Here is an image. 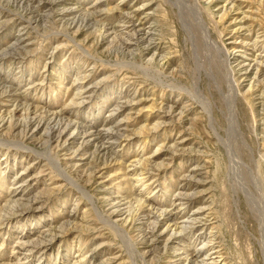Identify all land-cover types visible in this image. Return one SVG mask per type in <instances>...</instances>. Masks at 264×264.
Returning <instances> with one entry per match:
<instances>
[{"label": "rangeland", "instance_id": "1", "mask_svg": "<svg viewBox=\"0 0 264 264\" xmlns=\"http://www.w3.org/2000/svg\"><path fill=\"white\" fill-rule=\"evenodd\" d=\"M54 1L0 0V264H264V0Z\"/></svg>", "mask_w": 264, "mask_h": 264}, {"label": "bare ground", "instance_id": "2", "mask_svg": "<svg viewBox=\"0 0 264 264\" xmlns=\"http://www.w3.org/2000/svg\"><path fill=\"white\" fill-rule=\"evenodd\" d=\"M23 1V0H22ZM56 1V0H55ZM54 1V2H55ZM61 1V0H60ZM64 1V0H63ZM19 3V2H18ZM55 4L57 5V3L55 2ZM195 5L193 6V12H194V16H193V18H191L189 21H190V26L192 27V29H193V31L196 33V35H197V37H198V39H200V41L202 42V35L205 37V38H203L204 40H208V38L210 37V35H209V31H208V27L206 26V24H205V22L203 21V19H202V15H201V11H200V7H199V5H198V2H196L195 1V3H194ZM55 7V6H54ZM36 9V8H35ZM37 10H38V8H37ZM39 12V11H38ZM30 13V12H29ZM34 13V12H33ZM91 13V12H90ZM66 14V13H65ZM38 18V17H37ZM36 18V19H37ZM84 19V18H83ZM87 19V18H86ZM85 19V20H86ZM84 20V21H85ZM80 21V20H79ZM127 22H129V23H131V25H130V27H131V31H133L136 35L138 34V35H140L139 37L141 38V39H145V38H143V33H142V31H143V24H142V22H140L139 24H137V23H132L131 21H127ZM122 23V22H121ZM87 24V23H86ZM89 24V23H88ZM92 24V23H91ZM88 26V25H87ZM91 26V25H90ZM123 28V27H122ZM102 30V29H101ZM112 31H114V30H112ZM101 32V31H100ZM129 32V31H128ZM133 32H132V34H133ZM149 32H150V30H149ZM124 33V32H123ZM119 34H120V32H119ZM101 35V34H100ZM115 35H116V32H115ZM114 35V36H115ZM122 37H123V35H121ZM148 35L146 34V37H147ZM128 37V36H127ZM150 37V36H149ZM148 37V38H149ZM137 38V37H136ZM124 39H125V37H124ZM17 41V40H16ZM114 41V40H113ZM128 41V40H127ZM131 41V40H130ZM19 43V42H18ZM257 44V43H256ZM148 45L150 46L151 45V42H148ZM253 46H254V44H253ZM16 47L17 46H15V49H16ZM258 47V46H257ZM255 49V48H254ZM7 52V51H6ZM16 52H17V50H16ZM9 53V52H8ZM20 53V52H19ZM3 54H6V53H3ZM261 54V53H260ZM17 55V54H16ZM259 55V54H258ZM17 57V56H16ZM19 57V56H18ZM258 71V70H257ZM232 72H233V70H232ZM234 73V72H233ZM258 74V73H257ZM257 74H256V76H257ZM258 77H259V75H258ZM261 77V76H260ZM80 80V79H79ZM263 81V80H262ZM81 85V84H80ZM81 87V86H80ZM85 87V86H84ZM79 89V88H78ZM81 93V92H80ZM12 96V95H11ZM77 96V95H76ZM135 100V99H134ZM17 101V100H16ZM75 101V100H74ZM17 105V104H16ZM20 105V104H19ZM17 107V106H16ZM117 107V106H116ZM29 109V108H28ZM27 112V111H26ZM33 112V111H32ZM48 113V112H47ZM184 113H185V111H184ZM31 114V113H30ZM167 114V113H166ZM173 114V113H172ZM179 115H181V114H179ZM183 115V114H182ZM51 116V115H50ZM53 116V115H52ZM39 117V116H38ZM40 117H41V115H40ZM168 117V116H167ZM34 118V117H33ZM32 119V118H31ZM37 119V118H36ZM182 119V118H181ZM184 119V118H183ZM25 120H27V119H25ZM3 121V120H2ZM45 121V120H44ZM43 121V122H44ZM163 122V121H162ZM48 123V122H47ZM21 124V123H20ZM40 126V123H37V127H39ZM43 126H45V125H43ZM50 126V125H49ZM20 127V126H19ZM47 127V126H46ZM61 127V125H60V123H59V125H58V129H61L60 128ZM69 126H65V127H63V130L62 131H60V133H63V132H65L66 131V129L68 128ZM104 127V126H103ZM71 128V127H70ZM75 128V127H74ZM81 128V127H80ZM84 128V127H83ZM51 130H50V132L52 133V132H55V130H57V129H55V126H53V127H51L50 128ZM87 129V128H86ZM47 130H48V128H47ZM89 130H91V128L89 129ZM49 131V130H48ZM81 131H82V129H81ZM58 132V131H57ZM28 134V133H27ZM72 134V133H71ZM116 134H117V132H116ZM115 133H113V132H108V131H106V130H104V131H99V132H92L91 134H90V136L94 139V144H96L97 145V147H98V145L100 144V146H99V151H103V150H106L107 151V148L108 147H106V145H105V143H104V141H102L101 140V137L102 138H106V139H108L109 141L110 140H118V137H117V135H116ZM61 137V135L59 136V138ZM127 137V136H126ZM54 138H56V137H54ZM62 138V137H61ZM88 138V137H87ZM128 138V137H127ZM123 139V138H122ZM64 141V140H63ZM87 142H88V140H87ZM103 142V143H102ZM71 143V142H70ZM116 144V143H115ZM59 147V146H58ZM88 147V146H87ZM92 147V146H91ZM176 148H177V146H176ZM67 149V148H66ZM83 149V148H82ZM100 149H102V150H100ZM87 151V150H86ZM108 153V152H107ZM79 155V154H78ZM96 158V157H95ZM141 160V159H140ZM142 163V162H141ZM146 169V168H145ZM142 171V170H141ZM144 172V171H143ZM149 173V172H148ZM95 175H97V174H95ZM139 175H141L140 173H139ZM138 175V176H139ZM138 179V178H137ZM144 179V178H143ZM139 180V179H138ZM137 180V181H138ZM139 181H141V180H139ZM121 193V192H120ZM186 193V192H185ZM111 195V194H110ZM180 195V194H179ZM126 197V196H125ZM144 197V196H143ZM142 197V198H143ZM129 198V197H128ZM149 199V201H151L152 202V199L150 200V198H148ZM180 200H184V202L181 204V205H183L184 206V204H186L187 202H188V200H187V197H186V195L185 194H182V192H181V196H180V198H179ZM127 201V200H126ZM157 201V200H156ZM17 202V204L19 203L18 201H15V203ZM141 202V201H140ZM145 202V201H144ZM14 203V204H15ZM21 203V202H20ZM129 203V202H128ZM134 203V202H133ZM132 203V204H133ZM136 203V202H135ZM134 203V204H135ZM163 203V202H162ZM23 204V203H22ZM133 204V205H134ZM145 204V203H144ZM151 204V203H150ZM153 204V203H152ZM131 205V204H130ZM143 205V204H142ZM155 205V204H154ZM14 206V205H13ZM12 206V207H13ZM120 206V205H119ZM119 206H117V208H120ZM15 207V206H14ZM13 207V208H14ZM131 207V206H130ZM129 207V208H130ZM138 207V206H137ZM20 208V207H19ZM114 208H116V207H114ZM113 208V209H114ZM128 208V209H129ZM152 208V207H151ZM15 209V208H14ZM154 210V209H153ZM152 210V211H153ZM117 211H119L118 209H117ZM129 211H131V210H129ZM148 211H150V210H148ZM167 211V210H166ZM147 212V211H146ZM154 212V211H153ZM120 213V212H119ZM131 213V212H130ZM129 213V214H130ZM116 214V213H115ZM125 214V213H124ZM151 214H152V212H151ZM168 214V213H167ZM167 214H166V216H167ZM162 215V214H161ZM165 216V215H164ZM182 216V215H181ZM129 218V217H128ZM175 218H178V215L175 217ZM190 218V217H189ZM156 219V218H155ZM162 219H164V220H162V221H159V220H157V224H158V226H163V224L165 223V218H162ZM169 219V218H168ZM197 218H195V219H192L191 221H195ZM134 220V219H133ZM170 220V219H169ZM201 221V220H200ZM171 222V221H170ZM169 222V223H170ZM172 223V222H171ZM175 223V222H174ZM187 223V222H186ZM151 224V223H150ZM168 224V223H167ZM166 224V225H167ZM176 224V223H175ZM193 224V223H192ZM184 225V224H183ZM146 226H148V225H146ZM168 226L170 227L171 225L170 224H168ZM173 226V225H172ZM168 227V228H169ZM185 227V229H186V226H184ZM148 229V228H147ZM157 230V229H156ZM143 231H145V230H143ZM177 231V230H176ZM183 231V230H182ZM148 232V231H147ZM145 233V232H144ZM181 233V232H180ZM146 234V233H145ZM149 234V233H148ZM151 234H153V233H151ZM150 234V235H151ZM146 236H148V235H146ZM150 237V236H149ZM156 237V236H155ZM154 237V238H155ZM151 239V238H150ZM170 239V238H169ZM152 241V240H151ZM154 242V241H153ZM32 243V242H31ZM148 243V242H147ZM29 245V244H28ZM38 245V244H37ZM41 246H44V244H40ZM154 245V244H153ZM28 247V246H27ZM40 247V246H39ZM29 249V248H28ZM33 249V248H32ZM30 250V249H29ZM196 254H195V256H194V260H197L198 261V259L201 257V255H202V252H200V251H196L195 252ZM181 255V254H180ZM207 255V254H206ZM188 256V255H187ZM182 257V256H181ZM180 257V258H181ZM205 258V257H204ZM203 259V258H202ZM204 260H206V258L204 259ZM212 261V260H211ZM216 263V262H215ZM206 264H207V262H206Z\"/></svg>", "mask_w": 264, "mask_h": 264}]
</instances>
